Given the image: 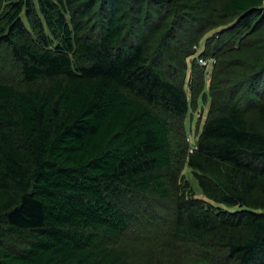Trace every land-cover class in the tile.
Listing matches in <instances>:
<instances>
[{
    "label": "trees",
    "instance_id": "obj_1",
    "mask_svg": "<svg viewBox=\"0 0 264 264\" xmlns=\"http://www.w3.org/2000/svg\"><path fill=\"white\" fill-rule=\"evenodd\" d=\"M10 64L0 264H264V0H0Z\"/></svg>",
    "mask_w": 264,
    "mask_h": 264
},
{
    "label": "rangeland",
    "instance_id": "obj_2",
    "mask_svg": "<svg viewBox=\"0 0 264 264\" xmlns=\"http://www.w3.org/2000/svg\"><path fill=\"white\" fill-rule=\"evenodd\" d=\"M215 31H211L210 33H208L205 38L203 39V41L200 43V46H198V48H196V56H199L202 52H203V47H204V41L206 38H208V36H212ZM203 60V59H201ZM201 60H198V64L201 65V68L203 67V69H206V79H208L210 77V73H211V65L212 62L208 64V66H204L203 62H201ZM203 61H208L206 60V58ZM206 67V68H205ZM208 73V74H207ZM19 79V75L17 74V71H15V69L12 67V65H5L0 67V81L1 82H17V80ZM209 84V81H208ZM198 97H196L197 102L199 100V94H197ZM199 106H197V104H194V109H195V115L192 118V115L189 118V123H188V128H187V133L190 137V141L191 144L194 145V143L197 140L198 134L202 131L203 126L205 124L206 121V115H207V105H204V103L202 102V100H199L198 102ZM198 108V111H197ZM204 110V111H202ZM201 112H203L202 116H201ZM202 117V118H201ZM190 181L191 183L194 185L195 189H196V193L197 196L201 197V193L198 190V186L195 182V180L193 178L190 177ZM167 219H171V215L168 216ZM150 237L151 233H149L145 239V242H139L138 244H136V246L134 247L135 251L137 252L138 250H140V256L136 259L137 264H156L157 263V259L161 258L163 259L164 256L166 255L167 259L169 260V264H184L186 259H191L193 258L195 261H198L196 257H194V254L199 255V250L197 249V247H193L190 248L188 250V248L186 247H174L170 242H166L164 241L163 243L161 241H154V244H151L150 241ZM151 246V247H149ZM146 251V253L144 252ZM144 252V253H143ZM206 255L209 256V253ZM180 257V258H179ZM179 259V260H178ZM165 263V262H164ZM166 264H168L166 262Z\"/></svg>",
    "mask_w": 264,
    "mask_h": 264
},
{
    "label": "built area",
    "instance_id": "obj_3",
    "mask_svg": "<svg viewBox=\"0 0 264 264\" xmlns=\"http://www.w3.org/2000/svg\"><path fill=\"white\" fill-rule=\"evenodd\" d=\"M201 62H203V63H204V64H203L204 66H208V64H209V63H211V61H210V60H208V61H203V60H201Z\"/></svg>",
    "mask_w": 264,
    "mask_h": 264
}]
</instances>
